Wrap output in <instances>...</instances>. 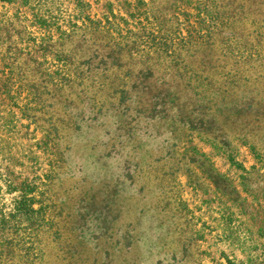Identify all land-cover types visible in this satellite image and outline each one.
<instances>
[{
	"label": "rangeland",
	"instance_id": "rangeland-1",
	"mask_svg": "<svg viewBox=\"0 0 264 264\" xmlns=\"http://www.w3.org/2000/svg\"><path fill=\"white\" fill-rule=\"evenodd\" d=\"M24 1L0 0V210H7L16 195L8 190L10 180L28 177L37 187L33 208L39 213L33 217H44L42 231L53 219L48 220L50 212L59 213L52 223L66 237L69 247L74 245L66 254L68 260H81L83 264H264V176L255 172L253 167L259 166L246 147H241L234 162L194 138L192 145L207 155L202 167L212 169L208 178L206 172H200L199 155H193L192 160H175L183 148L177 151L170 147L169 121L157 114L153 120L141 118L130 124L138 142L120 146L119 141L126 140L123 135L114 142L116 150L101 158L103 143L116 136L117 123L109 115L104 117L108 125L102 126L103 119L91 121L85 106V118L77 122V132L70 137L69 150L64 154L66 175L54 177L53 145L40 140L49 128L50 116L62 104L52 99L46 102L51 105L42 109L33 104V96L23 93L17 68L25 60L23 56L14 57L26 43L39 44L43 36L41 22L33 17L37 11L33 6L25 5L20 10L26 17L17 18L16 8ZM37 1L29 0L32 5ZM47 1L52 0H40ZM68 1H56L53 9V30L57 32L77 25L78 32L84 29L94 33L97 20L111 27L114 37L127 28L120 17L127 19L124 10L130 0H81L80 8ZM186 3L188 7L178 15L182 26L198 14L207 26L211 24L203 16L205 0ZM131 26L129 20L128 30ZM46 60L48 64L57 63L50 57ZM10 75L15 77L10 80ZM99 99L107 103L103 97ZM225 108L230 116L260 113L264 110V88L240 91ZM131 114L121 117L129 120ZM97 130L107 134L96 135ZM113 186L117 195L111 204L113 195L107 193ZM97 200L102 201L101 206ZM73 221L76 232L63 229ZM28 224L21 222L22 231ZM78 233L85 246H77ZM29 238H25L24 248L30 245ZM63 255L52 250L49 263L57 264Z\"/></svg>",
	"mask_w": 264,
	"mask_h": 264
},
{
	"label": "trees",
	"instance_id": "trees-1",
	"mask_svg": "<svg viewBox=\"0 0 264 264\" xmlns=\"http://www.w3.org/2000/svg\"><path fill=\"white\" fill-rule=\"evenodd\" d=\"M56 1L59 0H38L32 5L26 0L18 4V19L26 17L20 9L27 4L37 10L33 17L41 22L43 36L39 44L26 43L14 57H24L17 68L18 78L25 96H33V104L42 109L51 105L46 102L52 99L62 104L50 116L49 128L40 140L53 145L54 177L66 175L64 154L69 150L70 137L77 132V122L85 118V106L91 121L103 119L105 126L109 122L104 117L109 115L117 123L116 136L103 143L101 158L116 150L114 142L123 135L126 140H120V146L138 142L130 124L141 118L153 120L159 114L158 118L169 121L167 130L173 142L170 147L177 151L183 148L175 160H192L193 155H199L200 172L210 178L212 169L202 167L207 155L192 145L194 138L234 162L243 146L259 166L253 167L255 172L264 176L259 172L264 170V110L230 116L225 108L240 91L264 88V0H205L203 16L209 18V26L199 14L182 26L178 15L188 7L187 0H130L124 10L127 19L120 17L127 28L116 37L110 33L111 27L101 25L99 20L94 33L84 29L78 32L77 25L60 32L53 30ZM68 2L75 8L82 4L81 0ZM129 20L132 26L128 30ZM106 23L112 25L108 20ZM48 57L57 63L48 64ZM14 77L10 75L9 79ZM101 97L107 103L100 102ZM131 111L129 120L122 119ZM102 132L107 134L97 130L96 135ZM208 163L212 165L209 160ZM7 186L16 195L7 210H0V264H50L52 250L64 254L57 264H83L81 260L67 259L74 245L69 247L66 237L52 223L59 213L50 212L48 220L53 219L48 229L41 231L44 217H33L39 213L33 208L37 188L34 180L11 179ZM114 189L115 186L107 193L113 195L111 204L117 195ZM101 202L97 200L96 204L101 206ZM22 221L29 223L24 228L29 230L26 233L20 228ZM74 224L75 221L63 229L76 232ZM76 236L77 246H85L82 236ZM25 238L30 241L27 248Z\"/></svg>",
	"mask_w": 264,
	"mask_h": 264
}]
</instances>
